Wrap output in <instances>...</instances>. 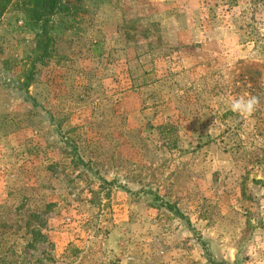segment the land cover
I'll return each instance as SVG.
<instances>
[{
	"label": "rangeland",
	"instance_id": "1",
	"mask_svg": "<svg viewBox=\"0 0 264 264\" xmlns=\"http://www.w3.org/2000/svg\"><path fill=\"white\" fill-rule=\"evenodd\" d=\"M0 264H264V0H11Z\"/></svg>",
	"mask_w": 264,
	"mask_h": 264
},
{
	"label": "clouds",
	"instance_id": "2",
	"mask_svg": "<svg viewBox=\"0 0 264 264\" xmlns=\"http://www.w3.org/2000/svg\"><path fill=\"white\" fill-rule=\"evenodd\" d=\"M260 104V98L255 95L240 96L231 102L230 108L233 112L243 116H251Z\"/></svg>",
	"mask_w": 264,
	"mask_h": 264
},
{
	"label": "trees",
	"instance_id": "3",
	"mask_svg": "<svg viewBox=\"0 0 264 264\" xmlns=\"http://www.w3.org/2000/svg\"><path fill=\"white\" fill-rule=\"evenodd\" d=\"M11 0H0V17L3 14V12L5 11L7 4L10 2ZM31 2H42L43 4H46V8L48 10V13H51L54 9H55V0H29Z\"/></svg>",
	"mask_w": 264,
	"mask_h": 264
}]
</instances>
